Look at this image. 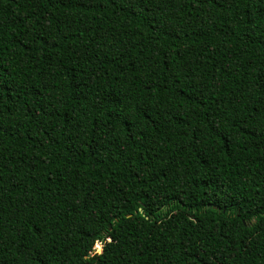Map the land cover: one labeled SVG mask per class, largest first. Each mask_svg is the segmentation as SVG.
<instances>
[{
  "label": "trees",
  "instance_id": "16d2710c",
  "mask_svg": "<svg viewBox=\"0 0 264 264\" xmlns=\"http://www.w3.org/2000/svg\"><path fill=\"white\" fill-rule=\"evenodd\" d=\"M0 264H264V0H0Z\"/></svg>",
  "mask_w": 264,
  "mask_h": 264
},
{
  "label": "rangeland",
  "instance_id": "374dc122",
  "mask_svg": "<svg viewBox=\"0 0 264 264\" xmlns=\"http://www.w3.org/2000/svg\"><path fill=\"white\" fill-rule=\"evenodd\" d=\"M100 246H98V245H96L95 247H94V250H93V252H101L102 251V249H103V244L102 243H98Z\"/></svg>",
  "mask_w": 264,
  "mask_h": 264
},
{
  "label": "water",
  "instance_id": "95a60500",
  "mask_svg": "<svg viewBox=\"0 0 264 264\" xmlns=\"http://www.w3.org/2000/svg\"><path fill=\"white\" fill-rule=\"evenodd\" d=\"M91 254H89V256H90Z\"/></svg>",
  "mask_w": 264,
  "mask_h": 264
}]
</instances>
